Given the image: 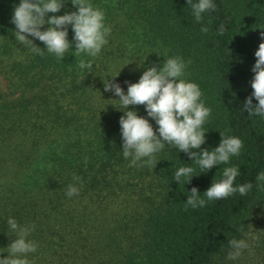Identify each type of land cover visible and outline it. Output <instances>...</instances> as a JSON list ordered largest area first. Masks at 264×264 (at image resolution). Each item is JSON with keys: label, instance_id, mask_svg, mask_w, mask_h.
<instances>
[{"label": "trees", "instance_id": "trees-1", "mask_svg": "<svg viewBox=\"0 0 264 264\" xmlns=\"http://www.w3.org/2000/svg\"><path fill=\"white\" fill-rule=\"evenodd\" d=\"M214 2L216 9L201 21L206 33L185 0H120L117 8L104 4L105 19L115 24L86 75L78 63L91 58L74 57L71 50L58 61L46 50L37 55L29 48L13 62V84L22 93L5 113L0 133L8 132L7 140L15 133L19 140L8 161L0 158V167L13 168L10 183L0 186V250L15 238L6 224L12 216L22 225H35L29 239L38 247L29 254L31 264H264V190L255 180L264 171V120L241 110L253 91L249 82L264 31V0ZM18 3L0 0L2 56L11 50L15 26L10 17ZM114 36L120 43H113ZM109 44L114 46L107 49ZM165 51L190 61L184 78L199 85L211 109L201 147H215L220 132L242 140L240 155L230 163L239 166L237 184H253L246 196L237 193L186 209V191L195 186L203 196L224 165L194 176L183 188L172 176L191 161L174 147L156 154L154 168L129 166L120 153L122 112L109 104L118 107L101 79L121 69L113 79L126 91L124 81L136 82L145 67H159ZM129 108L146 115L143 105ZM73 175L81 177L82 186L78 196L68 198ZM241 223L255 239L250 251L228 261V240L244 237Z\"/></svg>", "mask_w": 264, "mask_h": 264}, {"label": "clouds", "instance_id": "clouds-1", "mask_svg": "<svg viewBox=\"0 0 264 264\" xmlns=\"http://www.w3.org/2000/svg\"><path fill=\"white\" fill-rule=\"evenodd\" d=\"M70 2L74 10L57 15L66 0H19L12 9L10 23L15 26V39L37 55H43L46 50L62 61L71 50L74 57H90L80 59L78 63L79 70L86 75L92 73L93 60L107 44L111 28L105 23L104 11L94 6L91 0ZM185 3L190 6L194 20L202 25L200 31L206 33L208 27L201 21L204 13L216 9L214 0H185ZM69 29L72 32L71 40L68 38ZM220 31H223L222 26ZM260 39L254 52L253 76L249 82L253 91L245 97L241 110L246 109L248 116L264 120V31L260 32ZM34 40L43 42L44 47L37 46ZM163 56L162 64L159 67H145L138 81H124L126 91L113 79L121 69L117 74L101 79L103 91L116 97L111 100L118 102V107L115 103L109 104L122 112L118 120L120 153L128 160L129 166L150 165L154 168L159 161L155 159L156 154L166 146L169 149L174 147L191 161L177 167L172 176V180L183 188L194 176L207 173L214 166L224 165L220 178L213 176L210 186L202 192L203 196L195 186L186 191V209L203 208L209 202L227 199L237 193L246 196L253 184H237L236 179L241 176L239 166L230 163L233 157L240 155L242 140L238 136L220 132L221 139L215 147H201L206 144L205 133L208 130L204 125L211 115V109L205 105L199 85L184 78L190 61H185L181 56H168L166 51ZM144 59L137 67L143 66ZM253 98L257 103H253ZM130 105H143L146 115H139L135 108H129ZM150 121H154L155 129ZM72 179L73 183H69L65 191L68 198L78 196L82 186L81 177L73 175ZM255 180L256 187L264 190V171L257 173ZM6 224L7 230L15 238L3 247L6 251L0 250V253H8L6 256L0 255V264H31L29 254L35 253L38 247L36 242L29 239L35 225H22L12 216L7 218ZM244 225L241 223L238 230L244 232ZM254 239V232H244L243 238L228 240L230 250L226 259L238 260L243 251H250V241Z\"/></svg>", "mask_w": 264, "mask_h": 264}, {"label": "rangeland", "instance_id": "rangeland-1", "mask_svg": "<svg viewBox=\"0 0 264 264\" xmlns=\"http://www.w3.org/2000/svg\"><path fill=\"white\" fill-rule=\"evenodd\" d=\"M91 2L93 3L94 6L99 7L104 12H106V10L104 8V4L108 3L111 8L112 7L117 8L120 0H91ZM122 5L124 6L125 2H122ZM122 5H120V7ZM71 10H74L73 6L71 5L70 0H66L64 7L60 10L59 13H57V15L63 14V12L71 11ZM111 11H113V9H111ZM118 12L120 15L119 19H123L126 16V15H124V13L121 10H118ZM49 15H51V13ZM105 23L108 26H110V28L112 26H114V24H115V22H109L106 19H105ZM45 27H47V26L45 25ZM68 36H70L72 38L71 29H69ZM0 39H4V38L0 37ZM5 40L7 41L8 39H5ZM107 40H108L107 43H109V41H110L109 36L107 37ZM112 41H114L113 43L118 44V43H120L121 40L119 38H117L116 36H114V37H112ZM33 42L37 46L43 45V42H41L39 40H34ZM10 46H11L10 51L5 53L4 56L0 55V123L4 124V125L7 122V120L5 119L6 118L5 113H7V112H9V110H11L12 103H14L19 98L20 94L22 93V88L20 86L13 84V82H14V79L12 78L13 77V71H11L10 67L13 65V62L15 60L22 59L24 57L25 52L30 48L28 46H23L22 44H20L15 39V36H14L13 40L10 41ZM112 46H114V45L109 44L107 49H110ZM0 50L2 52H4L3 48H0ZM14 135H15V133H13L11 135V138H9V140H7L8 136H9L8 132L7 133H5V132L0 133V158H4V160L7 159V161H8V157L11 155L10 152L13 151V145L19 140V137L17 135H15V136ZM12 169H13L12 166H8V164H5V165L0 167V186L1 187L6 185L8 182L10 183V180L12 178V173H13ZM3 188H5V187H3ZM119 204L121 205L123 203H121L119 201ZM113 207H114V205L112 204L111 208H113Z\"/></svg>", "mask_w": 264, "mask_h": 264}]
</instances>
